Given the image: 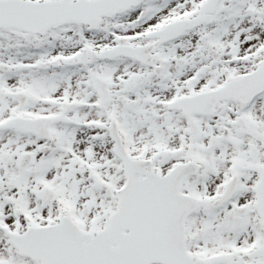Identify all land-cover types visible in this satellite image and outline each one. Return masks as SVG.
<instances>
[{
  "label": "snow or ice",
  "instance_id": "6c2138e0",
  "mask_svg": "<svg viewBox=\"0 0 264 264\" xmlns=\"http://www.w3.org/2000/svg\"><path fill=\"white\" fill-rule=\"evenodd\" d=\"M0 264H264V0H0Z\"/></svg>",
  "mask_w": 264,
  "mask_h": 264
}]
</instances>
